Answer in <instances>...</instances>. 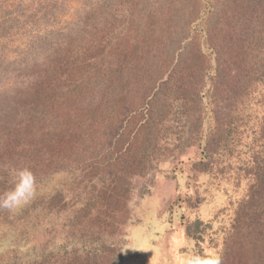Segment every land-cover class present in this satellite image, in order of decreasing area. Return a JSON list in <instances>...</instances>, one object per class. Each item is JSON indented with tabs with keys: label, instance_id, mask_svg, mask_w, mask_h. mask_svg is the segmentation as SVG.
Instances as JSON below:
<instances>
[{
	"label": "trees",
	"instance_id": "trees-1",
	"mask_svg": "<svg viewBox=\"0 0 264 264\" xmlns=\"http://www.w3.org/2000/svg\"><path fill=\"white\" fill-rule=\"evenodd\" d=\"M140 1L104 0L100 10L92 8L91 10H94H90L91 12L84 16L80 14L82 17L80 16L76 20L77 25L69 31L62 34L55 31L49 37L34 39L31 46L35 44L36 54L42 57L39 53L44 48L45 56L43 59L34 57L35 61L31 63L21 60L20 65L12 73L13 78L20 77L21 81L26 83L25 87L28 90L23 89L22 95L15 97L10 106L7 107L6 104H2L7 109H2L3 106H0V192L11 186L12 161L16 154H20V149H23L24 146H21L19 151L17 148L25 141L30 142L29 144L32 143L33 147L36 146L33 136L37 139V137L40 138V135L33 127L39 125L41 120H45L48 114H54L49 119L52 126H55L53 129L50 127L48 136L42 140L44 144L46 142L48 156L51 157L54 154L55 159L60 156L59 160H62V153L58 156L60 151H67L68 149L70 152L71 147L78 154L72 153V158L69 159V163L67 161L64 168L58 164L48 173L35 174L37 178L36 195L27 205L14 212L0 210V224L22 226L27 224L32 231L36 230L37 234L45 231L46 227L47 230L49 229L48 226L44 225V218L57 213H59L57 216L60 217L65 211V217L60 222L58 220L51 221V226L58 227L55 235L61 239L62 243L58 244L54 241L51 245H47L46 242L38 241L32 245L33 258L21 262L18 255L20 251L24 250L25 241H28L27 236L23 234L19 236L17 241L22 239L24 243L22 242L21 245L20 242H17L18 247L14 249L13 258L9 264H72L71 260H76L77 264H80V261L83 264H120L118 259H120L123 249L122 245L121 252L118 254L121 245L120 240L116 238L110 241L101 226L96 229L87 224L89 220H92L91 216L100 210L98 204L105 201L101 200L105 198L104 193L106 192L105 188H102L103 185L108 186V183H112V186L109 185V187L115 190L118 179L115 180L111 173L105 174L102 171H94L89 168L90 165L95 163L96 157H103L104 151L111 148V146H106V144H111L109 139L111 132L115 140L126 136V141H122L127 147L132 140L135 128L143 123L144 129L140 133L136 160H125L122 156L121 159L123 160H121L120 165L127 173L133 168H139V165L147 168L146 159L151 155V152L162 149L154 142L158 138L167 142L170 141L164 132L160 133V129L167 127L166 122L174 116L175 118L186 119L188 122L191 121L190 123L193 120L200 123L202 121L200 116L194 118L193 116L196 113L201 115V111L205 108L203 101L205 103L206 101L213 102L207 98L203 99V96L211 97L213 95L211 90L203 89V83L207 77H216L221 73L219 61L222 59L226 61L222 47H220V56L216 61L218 62L217 66L216 63L212 64L211 60H208V58L211 59V55L206 54V56L200 51L201 46L198 51L195 50L192 37L186 35L182 40V36L168 34L164 39L163 34H159V37L157 35L151 37L150 40L154 38V41L148 47L157 45L161 48L160 51L157 54H152L151 67H141L146 66V63H141L142 59L137 58L138 48L140 46L145 47L149 41L143 39L142 43H136V40L140 37V33L148 29V23L159 30L158 27L165 24V19L166 22L169 21V3L163 4L158 16H154L156 19H154L155 24H153L152 21L148 22L144 18L145 15L152 17L151 13L156 10L155 6L151 7L150 10H147L146 7L140 8ZM205 3L209 5L210 1L206 0ZM251 5L257 6H254L253 12L260 13L264 7V0L223 2L219 5L221 10H215L214 16L218 11V19L238 18L237 14L248 10ZM209 10L210 13L213 11L212 9ZM204 11L205 9L198 15L196 20L198 26L204 25L206 20L203 15ZM244 13L243 17L248 15V11ZM210 17L212 16L210 15ZM213 20L214 18H210L206 25L209 26ZM196 27L192 28V33L196 31ZM246 31L248 34L252 33V38L256 36L252 30ZM122 37L124 39L121 40ZM130 39H134L132 50L118 52L117 49L120 48L121 43ZM184 39L188 41L187 45L190 47V52L187 50L186 55H184L185 52L183 53L185 49ZM182 41L183 45L181 44ZM257 46H259V50L255 54V60L246 59L245 65L250 63L249 65L255 72L251 76L260 79V84H263L264 43L258 42ZM192 48L194 49L193 52H191ZM160 52L162 55H159ZM141 57L148 60L149 56L142 54ZM0 66H2V72L8 70L6 65L0 64ZM139 69H144L145 72L141 78L133 80ZM226 74L227 78L225 77L223 82L234 89L233 96H243L246 93V80L249 83L250 81L254 82V80L239 76L233 78L228 70ZM26 79L28 81H25ZM256 83L259 82L256 81ZM173 86L178 89L177 93L181 96L177 93L173 94L175 90V88L172 89ZM185 86L189 89H186ZM165 90L168 94L165 97H160V94L163 95L166 92ZM89 95L94 96L93 100H95L92 103L96 106H92V114H85L84 116L87 118H84L81 113L75 112V110H78V106H81L85 101L84 98ZM134 101L136 102L134 103ZM159 101L160 104L157 105ZM231 102L232 100H229L228 97L224 106L225 112H222L228 117H230V112L227 111V108ZM11 114H14L12 131H10V123L5 120V118L9 119ZM145 116L147 118L144 119ZM203 116L207 115L203 113ZM61 117H64L68 127L58 126ZM136 118H139L138 121ZM206 119L208 123H213L208 126L205 133L207 136L205 138L207 139L206 144L208 145H202L203 133L195 127L196 123L192 127L194 130H188L189 127L185 129L190 135V139L194 138L193 143L198 141L191 148L194 149V154L189 161L198 159L197 162L195 160L193 163L194 170L204 171L207 174L212 172L211 178L215 173L222 174L224 172V165L222 164L226 159L222 163L220 160L223 157L222 152L230 151L233 147L234 138L231 134L233 128L230 127L233 121L230 117V123L222 126L219 130L214 122L216 118L214 119L212 114H209ZM125 122L130 126H125ZM20 125H23V131H19ZM199 126L202 127V122ZM69 129L74 130L71 135ZM185 129L182 130V127H178V131L172 130L170 135L178 132L183 134ZM211 134L215 136L216 141ZM127 137L131 138L129 142ZM32 139L34 140L32 141ZM69 140L71 145L66 143L68 147L60 149ZM124 146L118 145L115 149L123 155ZM129 147L132 145L130 144ZM168 147L165 143L164 149ZM185 147L184 145L178 147L179 155H184ZM37 152L41 157L43 149H37ZM252 156L255 167L251 164L249 169L256 175L257 183L255 182L250 186V191H252L251 204H237L233 207V216L228 213L224 219L217 222L219 223L217 226H214L210 221L204 222L199 216L184 219L185 213L182 212L181 214V219H184L182 221L184 231L188 238L196 243V252L198 250L199 252L207 251L203 243L208 238L212 245H221L218 251L221 264H264V145L255 150ZM45 161L47 160L40 161V163ZM79 176H81V180H78ZM97 184L102 185L99 190L102 194H99L98 204L91 196L92 186L88 188L89 191L87 190L88 186ZM74 185L77 189L75 192L76 199L71 206L79 203L76 210H66V207L60 211L55 209L54 211L58 212L53 214L46 211V204L49 200H58L61 203L66 199L67 190ZM200 185L201 183L196 184L198 188ZM119 191H121L120 188L117 192ZM80 203L83 204V208L80 207ZM193 204L194 200L189 197H179L173 203L174 206L185 207L184 210L191 208ZM54 205L56 206L57 202H54ZM103 207L104 203L101 208ZM93 220L97 221L94 217ZM217 233H219L218 237H216ZM33 237L35 238L36 235L34 234ZM69 245L71 249L73 248V250L70 249V252L67 249ZM78 249L83 251L80 256H78Z\"/></svg>",
	"mask_w": 264,
	"mask_h": 264
},
{
	"label": "rangeland",
	"instance_id": "rangeland-1",
	"mask_svg": "<svg viewBox=\"0 0 264 264\" xmlns=\"http://www.w3.org/2000/svg\"><path fill=\"white\" fill-rule=\"evenodd\" d=\"M103 1L104 0H0V64L3 66L6 65V68H8L6 72H2V66H0V106H3L2 109H7L8 105L10 106L12 104L15 97L22 95L23 89L25 91L28 90L25 87L26 83L21 81L22 79L20 77H17V79L16 77L13 78L12 73L15 72V68L20 65L21 60L31 63L35 61L34 57H39L36 54L35 44L31 46L34 39L44 36L49 37V35L55 31L59 32V34L69 31V29L77 25L78 22L76 23V20L81 15L84 16L94 9L100 10L103 6ZM205 1L206 0H141L139 3L140 8L146 7L147 10L155 6L156 10L154 12L152 11V17L145 15L144 18L148 22L152 21L153 24H155L154 19H156L154 16H158V13L162 10L163 4L169 3V21L166 22L165 19V24L160 25L158 27L159 30H156L152 24L149 25L148 23V29L140 33V37L136 40V43H142L144 40L149 41L145 47L140 46L138 48L137 58L142 59L141 63H146V66L141 67H151L150 65L153 61L152 54H157L158 51H160L161 48L157 45L148 47V45H151L152 41H154V38L150 40L151 37H155L156 35L159 37V34H163L162 37L164 39L168 34L182 36V40L186 35L187 37H192L193 44L196 47L195 50L198 51L201 46L200 51L205 55H211V59L208 58V60H211L212 64L216 63L217 66L218 62L216 61L220 56V47H222L226 61L224 59L219 61L221 64V70L219 69L221 72L220 74L212 78L207 77L203 83V89L211 90L213 94L211 97L203 96V99L207 98L213 102L206 101L205 103V101H203L205 108L201 111V115L200 113H196V115L193 116V118L195 116H200L199 118L202 119V121H200V123L202 122V127L199 126V121L196 122L193 120V122L190 123L191 121L188 122L186 119L175 118L171 115L172 118L170 121L166 122L167 127L160 129V133L164 132V135H166L170 141L167 142L164 139L160 140L158 138L154 144L162 149L151 152V155L146 159L147 168L142 166L141 168L139 165V168H133L128 171V173L124 171L120 163L123 159L136 160L139 137L140 133L143 132L144 128L142 125L144 126V124L142 123V125L135 128L131 141V138L127 137L128 142L130 141L127 147L124 146L122 141H126V136L115 140L111 132L109 138L111 144H106V146H111V148L104 151L105 154H103V157H96L95 163H93L92 166L90 165L89 168L94 171H102L105 174L111 173L114 175L113 177H115V180L118 179V185L115 190L109 187V185L112 186V183H108V186L106 184L103 185L102 188L106 190L104 193L105 198L101 199L105 200L103 202V208H101L103 203L98 204L99 194H102L99 190L102 185L97 184L87 187L89 191L88 188L92 186L91 196L94 197L93 199L96 200L95 202L100 208L99 211L95 212L94 216H91L92 220H89L87 224L96 229H99V226H101L110 241L116 238L120 240L121 245L118 254H120L123 245L120 259H118V263L120 262V264H181L183 256L191 251L196 252V243L190 240L184 231L182 223L184 219H192L199 216L204 222L210 221L214 226H217V224H219L217 222L224 219L228 213L233 216V207L237 206V204H251L252 191H250V186L255 184V182L257 183V181L256 175L249 169V166L252 164V166L255 167L252 155H254L255 150L264 145V83L260 84V79H256L255 76L252 77L251 74H255L252 66L249 65L250 63H248L247 66L245 64L246 59L249 61L255 60V54L259 50V46H257L258 42L261 44L264 43V7L261 6L263 10L260 9L261 12L259 13L253 12L254 6L256 5H251L249 9L246 10L248 11V15L245 17L243 16L246 11H243V13L237 14V16H239L238 18L229 20L218 19V11L214 16L215 10H221V7H219L221 3L231 2L232 0H209V5L206 4ZM147 2L148 4H146ZM92 8L94 9L91 10ZM204 9L203 15L206 20L204 25L200 24L198 26L196 20ZM209 9L213 11L210 13ZM164 15H166V13H164ZM210 15L212 17H210ZM210 18H214V20L211 21V24L208 26L206 24ZM166 23H168V26ZM194 26H197L196 31L192 33V28ZM246 30H252L253 34L256 36L252 38V33L248 34ZM130 33L132 34L133 32ZM122 39L124 38L122 37L121 40ZM133 43L134 39L123 41L120 48L117 47L119 48L117 49L118 52L122 50L125 52L132 50L134 46ZM181 44L183 45V41ZM187 44L188 41L185 40L184 55L187 54V50L190 52V47ZM44 51L45 49L43 48V51L39 53L42 56L39 57L40 59H43V56H45ZM193 51L194 49L192 48L191 52ZM142 54H147L149 56L148 60L141 57ZM159 55H162L161 52ZM25 57L27 58L24 59ZM181 58L180 56V59ZM195 62L197 65V60ZM227 70L233 75V78L239 76L241 78L254 80V82L250 81V83L246 80L247 91L243 96H233L232 93L234 89H231L228 84H224L223 81L225 77L227 78ZM144 72V69H139L137 71L139 75H135L133 77L135 79L133 80L141 78ZM25 81H28V79ZM256 81L259 83H256ZM185 87L189 89V87ZM173 88L176 90H174L173 94H176L178 89L174 86L172 89ZM167 94L168 92L166 91L163 95L160 94V97H165ZM178 95L181 96L180 94ZM93 97L92 95L85 97V101L81 106H78V110H75V112L81 113L83 116L85 114L91 115L93 111L92 106H96V104L92 103L95 100H93ZM228 97L229 100H232L227 111L230 112L229 116L233 121L230 127L233 128L231 129V134H233L234 143L230 151L226 150L222 152L223 157L220 163L226 159L222 164L224 165V172L222 174L215 173L214 176L210 178L212 172L207 174L204 173V171L194 170L193 163L195 160L197 162L198 159L189 161L194 154V149L191 148L198 141L193 143L192 141L194 138L190 139V135H188L185 128L189 127L188 130H194L192 127H194L196 123L197 125H195V127L200 129L203 133V138L201 140L202 145H208L206 144L207 139L205 138H207V136L205 133L212 122L208 123L206 118L209 114H212L213 118H216L214 122L219 130L222 126L229 124L230 117L222 113L225 112L224 106ZM135 102L136 101H134V103ZM2 104H6L7 107ZM158 104H160V101L157 102V105ZM206 112H209V114ZM69 113L70 111L68 114ZM203 113L207 116H203ZM13 115L14 114L9 115V119L5 118V120L10 123V131H12ZM52 115L54 114H48L45 120H41L39 125L33 127L40 135V138L37 137V139L33 136L36 141L35 147L32 146V143L29 144L30 142L27 141L19 145L17 151H19L21 146H24V148L20 149V154L15 155L12 161L13 166L26 165L32 169L34 174H44L48 173L49 170L58 164L64 168L67 161L69 163V159L72 158V153L78 154V152H75L74 148L71 147V153L68 149L67 151H60L58 156L62 153V160H59L60 156L55 159L54 154L51 157L48 156V148L45 146L46 142L44 144L42 140L48 136L50 127H52V129L55 127L52 126L49 119L52 118ZM84 118L87 117L84 116ZM145 118H147V116H145L144 119ZM138 119L139 118H136V121H138ZM183 124L185 125L183 126ZM126 125L130 126L125 122V126ZM58 126L66 128L69 125L65 123L64 117H61ZM178 127H182V130L185 129L183 134L182 132H178L174 135H170V132L178 131ZM19 131H23V125H20ZM73 131L74 130H70V135ZM213 137L215 138V136ZM34 139H32V141ZM66 143L71 145L70 140L66 141L65 145H62L60 149H63V147L67 148L68 145ZM165 143L169 146L166 149H164ZM188 143L191 144L189 145ZM130 144L132 147H129ZM118 145L124 146L126 153L123 152V155H121L122 153L120 154L118 150L115 149ZM180 145L186 146L184 155H179L180 152H178V147ZM211 146L214 147V145ZM40 148L43 149L41 157L40 154H38L39 150L37 152V149ZM122 156L123 159H121ZM43 160L47 161L40 163V161ZM144 164L143 162V165ZM78 180H81V176H79ZM197 183H201L199 188L196 186ZM75 186L76 185L67 190L65 193L66 199L61 201V203L58 200H49L46 204V211L53 214L60 210H64L66 207V210H76L79 203L73 207L71 206L74 204H72V202H75L74 200L76 199L75 192L77 189ZM119 188L121 191L117 192ZM179 197H189L194 200V204L187 210L183 209L185 207L174 206V201ZM54 202H57L56 206ZM80 207L83 208V204L80 203ZM55 209H58V211H54ZM173 210L175 211L172 212ZM182 212L185 213L183 220L181 219ZM57 215H59V213L56 215H48L44 218V225L48 226L49 229L47 230L46 227L47 231H42L39 234H37L36 230L32 231V229H30L31 227H28L27 224L26 226L18 224H0V264H9L11 262L14 249L18 247L17 242H20L21 245L23 242L22 239L19 241H17V239L23 234L27 236L28 241H25L24 250L20 251L18 255L21 262H26V260L28 261L33 258L32 245L36 244L38 241L42 243L46 242L45 244L47 245H51L54 241L58 244L62 243L61 239L55 235L58 227L51 226V221L54 220L55 222L58 220L60 222L65 217V211L60 217ZM79 217L81 216L79 215ZM93 217L97 221H94ZM99 223L102 225H95ZM34 234L36 235L35 238L33 237ZM218 236L219 233H217L216 237ZM203 246L206 247L207 251L214 250L217 252L221 247V245H212L208 238L203 243ZM67 249L70 252L71 246L69 245ZM71 250H73V248ZM197 252H199V250ZM82 253L83 251L78 249V256ZM71 261L72 264H77L76 260ZM80 264H83V262L80 261Z\"/></svg>",
	"mask_w": 264,
	"mask_h": 264
},
{
	"label": "clouds",
	"instance_id": "clouds-1",
	"mask_svg": "<svg viewBox=\"0 0 264 264\" xmlns=\"http://www.w3.org/2000/svg\"><path fill=\"white\" fill-rule=\"evenodd\" d=\"M37 178L29 166H12L11 186L0 192V210L14 212L27 205L36 195ZM181 264H221L217 251H191L181 259Z\"/></svg>",
	"mask_w": 264,
	"mask_h": 264
}]
</instances>
